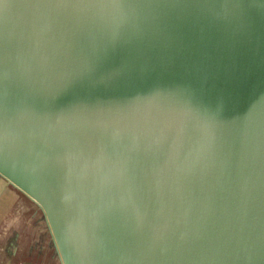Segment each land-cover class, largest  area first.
Here are the masks:
<instances>
[{"label":"water","instance_id":"water-1","mask_svg":"<svg viewBox=\"0 0 264 264\" xmlns=\"http://www.w3.org/2000/svg\"><path fill=\"white\" fill-rule=\"evenodd\" d=\"M0 176L61 264H264V0H0Z\"/></svg>","mask_w":264,"mask_h":264},{"label":"rangeland","instance_id":"rangeland-1","mask_svg":"<svg viewBox=\"0 0 264 264\" xmlns=\"http://www.w3.org/2000/svg\"><path fill=\"white\" fill-rule=\"evenodd\" d=\"M11 207L13 206V213L10 217L3 220V232L10 234L13 231V241L17 240V233H19L20 239H24L27 243L23 244V248L31 246V242L35 245L36 242H46L48 244L46 256L42 262L38 260L34 264H61L58 258L55 248L52 245V239L50 232L47 228L46 222L43 218V212L38 205L28 198L24 193L13 187V194H6L3 192L2 199L0 200V206H5L10 198ZM5 224V225H4ZM18 229V231H17ZM19 238V237H18ZM10 237L4 239L1 254L6 253L5 248L10 241ZM26 239V240H25ZM33 240V241H32ZM22 248V247H21ZM20 249L19 254L14 258L16 261L13 264H24L27 258H31V253L26 254L25 249ZM7 254V253H6Z\"/></svg>","mask_w":264,"mask_h":264},{"label":"flooded vegetation","instance_id":"flooded-vegetation-1","mask_svg":"<svg viewBox=\"0 0 264 264\" xmlns=\"http://www.w3.org/2000/svg\"><path fill=\"white\" fill-rule=\"evenodd\" d=\"M3 179V178H2ZM7 183L8 181L6 179H4ZM2 180V181H4ZM6 187H10L8 191H6ZM3 192H5L6 194H13V186H11L10 184H2V182L0 183V200L1 197L3 195ZM13 200V198H12ZM11 200V201H12ZM11 201H7L6 205H10V207H4L2 210H0V264H13L14 261H16V259H14L17 254H19V251L23 248V244L25 242V244L27 243L26 241H24V239H20L19 233H17L18 237L16 241H13V231L9 233L3 232V223H5V221L3 222V220H5L7 217L11 218V215L13 213V206L11 207ZM39 207V206H38ZM7 222V219H6ZM5 225V224H4ZM18 231V229H17ZM11 238L9 243L7 244L5 248L6 253L1 254L2 252V246H3V241L4 239L7 238ZM26 240V239H25ZM33 241V240H32ZM48 244H46V242H44V240H42V242H36L35 245H33V243L31 242V246H29L28 248L24 246L23 249H25V253L26 254H30L31 253V258H27L25 260L24 264H34L36 263L38 260H40L41 262L46 259V253L47 251L45 249H47ZM22 247V248H21Z\"/></svg>","mask_w":264,"mask_h":264},{"label":"crops","instance_id":"crops-1","mask_svg":"<svg viewBox=\"0 0 264 264\" xmlns=\"http://www.w3.org/2000/svg\"><path fill=\"white\" fill-rule=\"evenodd\" d=\"M3 177H1L0 176V183L2 182V184H7V185H9L10 183L8 182H6L5 180H4V178L2 179ZM2 180H4V181H2ZM11 185V184H10ZM12 186V185H11ZM10 188V187H9ZM9 188L8 187H6L5 189H6V191H8L9 190ZM8 195V194H7ZM1 199H2V197H1ZM12 200V197L9 199V201H11ZM1 204V203H0ZM8 207H10V205H7ZM7 206H0V210H2L4 207H7Z\"/></svg>","mask_w":264,"mask_h":264}]
</instances>
